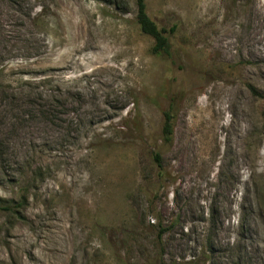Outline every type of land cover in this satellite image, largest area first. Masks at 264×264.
I'll return each instance as SVG.
<instances>
[{
  "label": "rangeland",
  "instance_id": "374dc122",
  "mask_svg": "<svg viewBox=\"0 0 264 264\" xmlns=\"http://www.w3.org/2000/svg\"><path fill=\"white\" fill-rule=\"evenodd\" d=\"M144 2L0 0V264H264V0Z\"/></svg>",
  "mask_w": 264,
  "mask_h": 264
},
{
  "label": "trees",
  "instance_id": "16d2710c",
  "mask_svg": "<svg viewBox=\"0 0 264 264\" xmlns=\"http://www.w3.org/2000/svg\"><path fill=\"white\" fill-rule=\"evenodd\" d=\"M137 22L141 28V31L154 39L155 46L153 52L158 55H167L170 56V43L169 36L165 29H159L155 22L148 16L146 11V5L144 0H137ZM174 30L171 31L173 33ZM171 108L164 114V125L162 129V134L164 141L168 144H171L174 136V121L175 114ZM155 161L160 164L161 157L159 154L155 155ZM8 211V209H6ZM11 211V210H9Z\"/></svg>",
  "mask_w": 264,
  "mask_h": 264
}]
</instances>
